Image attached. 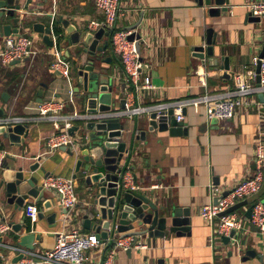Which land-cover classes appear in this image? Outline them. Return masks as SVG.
I'll use <instances>...</instances> for the list:
<instances>
[{
	"label": "crops",
	"instance_id": "1",
	"mask_svg": "<svg viewBox=\"0 0 264 264\" xmlns=\"http://www.w3.org/2000/svg\"><path fill=\"white\" fill-rule=\"evenodd\" d=\"M228 1L225 4L228 5V11L212 17L209 14L212 5L210 0H204L202 5L197 0H122L126 13L118 25L128 29L142 18L136 27L141 35L140 53L142 59L149 62L150 76L157 87L151 92L141 93L137 97L139 104L197 97L206 92L222 93L244 79L247 69L253 67L252 57L259 54L264 46V17L260 22L247 21L249 12L246 5L251 0ZM20 14L29 19L21 34L29 32L32 35L30 37L36 39L40 52L35 59H29L26 70L22 66L3 63L0 57V106L7 105L2 95L8 93V114L31 118L28 123L30 132L21 145L12 144L0 134V150L6 151L4 161L14 171L20 165L27 166L41 159V167L49 171L51 176L74 178L77 158L62 148L48 150L47 138L57 130L50 121L40 118L34 106L38 102L37 91L45 84L43 101L52 97L63 99L66 103L63 114L85 112L81 97L75 90L78 86L82 88L77 70L85 63L86 56L78 59L80 47L69 41L59 19H68L82 29L89 28L92 21L103 19V15L97 9L95 0H33L27 8L20 10ZM36 22L45 23L47 27H58L62 34L60 42L54 46L47 45L42 36L32 29ZM6 23V19H0V51L4 46L3 38L7 36L3 29ZM208 27H214L216 43L213 57L204 64L194 55L193 48L202 44ZM56 35L54 31V38ZM53 50L61 51L70 63L69 77L52 71L51 63L55 58ZM224 57L229 58L228 71L221 69L224 63L221 59ZM107 58H112V61H97V69L110 79L119 95L118 99L124 97L128 89L129 98L134 102L135 98L131 95L133 90L127 82L120 55L110 47L102 56V59ZM215 58L219 59L217 66L213 64ZM208 61H212V64ZM198 69L206 72L205 83L200 81ZM224 73L230 76L227 78ZM116 105L119 106V100ZM261 110L264 112V109ZM259 111L257 106L251 104L237 108L230 119L207 120L205 105L193 104L185 113L184 123L189 128L188 135L171 136L168 131H148L147 140L136 143L127 167L132 169L141 187L138 191L151 196L158 203L190 208L192 233L190 236L168 234L165 238L153 239L143 236L147 248L133 249L131 253L119 250L114 264H153L158 259H164L165 264H264V237L257 230L251 228L243 234L242 254L232 251V255H229V248H224L227 256L218 257L210 244L213 227L200 216L201 207L212 201L209 183H216L218 179V185L223 189H231L242 179L254 174L255 150L261 138L260 131H264V118L260 117ZM137 117H128L129 128L132 129L136 123L140 128L148 125L147 115L139 116L145 118L144 125L139 123ZM84 177L80 172L74 178L79 203L69 220L64 221V208L56 191L46 194L54 201L49 210L31 196L21 210L8 206L9 209L3 212L7 218L0 222L11 225L26 218L31 223L25 214L28 204H36L45 216L31 223L28 230L16 232L11 226L1 240L11 246H18L21 235L36 231L42 238L40 241L35 240V251H44L54 245L56 233L79 224L83 227V215L93 207ZM259 199L264 200L263 189L249 199L248 205L237 211L245 215L248 207ZM53 212L57 213L55 225H51L47 219ZM249 249L262 254V258L256 255L242 260ZM106 250V247H100L91 251L85 264H100ZM0 253L4 255L3 263L13 262L18 256L15 251L3 247H0ZM145 257L148 258L147 262L144 261Z\"/></svg>",
	"mask_w": 264,
	"mask_h": 264
},
{
	"label": "water",
	"instance_id": "2",
	"mask_svg": "<svg viewBox=\"0 0 264 264\" xmlns=\"http://www.w3.org/2000/svg\"><path fill=\"white\" fill-rule=\"evenodd\" d=\"M201 5L204 0H197ZM209 14L212 17L220 16L221 12L228 11V0H210ZM33 0H0V19H6L8 23L4 24V34H21L24 25L29 23V19L20 14L22 8H27ZM65 28L69 41L75 46L80 47V57L86 56L85 63L77 70L78 80L81 87H76L79 97L84 105V110L91 113L103 112H120L126 109L127 98L124 95L118 99L119 95L114 86L110 83V79L96 67L97 61L110 62L112 58L102 59L105 51L111 45L109 38L112 36V30L100 28L97 31L89 28H78L68 19H59ZM142 18L130 28H136L140 25ZM247 21L260 22L261 17L248 14ZM33 31L42 36L43 41L54 46L56 42H60L62 34H58V27L49 26L45 23L36 22L32 25ZM56 31L57 35L54 38L53 34ZM216 31L214 27H208L203 36L201 45L194 47V55L201 59L204 64L206 60L213 57L214 45L216 43ZM24 36H32L29 32L23 33ZM106 37L101 43L102 40ZM129 40L137 39L136 46L138 51L141 50V35L133 33ZM69 54V51H66ZM264 55V46L260 52V56ZM224 63L221 66L222 70H230L229 58L221 59ZM20 60L13 61L15 65ZM212 64V61H208ZM215 66L219 64V59L215 58L213 63ZM260 71V64L257 66V72ZM227 78L230 76L228 73ZM107 78V79H106ZM260 81V77H257ZM46 85L43 84L37 91V101L42 102L44 99ZM7 105L0 106V117L9 116V95L4 92L2 95ZM261 101H264V95L259 94ZM119 100V106L116 105ZM99 103V106H98ZM186 113V109L184 111ZM80 124H74L68 131L70 134L78 133L82 136V148L75 153L67 146L61 148L66 150L70 156H75V175L82 172L85 175V184L92 197L93 207L89 209L82 219L85 230L93 229L97 231L98 237L106 240L109 236V231L112 233H120L122 237L134 236L135 239L143 236L149 238H165L168 234H176L177 236H190L192 233V218L191 211L188 207H180L175 205L162 204L154 201L151 196L145 193H140L137 190H126L123 188L122 178L126 170L127 163L130 162L136 143L138 141L147 140L148 131L150 132H165L168 131L171 136L188 135L189 128L185 123L177 122L173 116V110L168 112L162 111L160 114L154 111L150 115L148 125L140 128L138 123L129 128L127 121L128 116L118 114L116 116L104 117L100 119H80ZM30 127L28 123H17L14 125H0V134L9 139L12 144L21 145L29 136ZM14 160V159H13ZM41 159L28 164L27 166L20 165L17 171L10 168L9 164L4 161L0 167V220H6L3 212L9 209L8 206H13L15 210L24 208L26 202L32 196L36 202L44 204V209L49 210L53 207L54 201L48 198L46 194L55 189H47L44 180L51 174L44 167H41ZM256 166V165H255ZM43 180V181H42ZM218 179L216 184H218ZM228 191H225L226 195ZM221 197H217L215 202H218ZM249 200L245 199L234 206L228 208L224 213L234 211L242 206L248 205ZM253 205H250L245 213L246 217L252 215ZM64 212L67 210L64 209ZM223 214V213H222ZM45 216L44 211L39 212V218ZM57 213H51L47 219L51 225L56 224ZM31 223L26 218H23L19 223H11L12 228L19 232L22 229L28 230ZM251 228L256 231L258 228L251 225ZM234 231L232 232V235ZM40 233L36 231L26 232L21 235L18 241L19 246H23L30 250H35V240H41ZM225 244H228L229 237H223ZM110 244V242L108 243ZM132 248L128 249V253L132 252ZM232 255V251H229ZM262 258L254 249H249L242 260H247L253 256ZM22 258V254L16 256L12 261L15 262ZM3 258H0V262ZM147 262L148 258L145 257ZM147 264V263H146ZM153 264H165L164 259H158Z\"/></svg>",
	"mask_w": 264,
	"mask_h": 264
},
{
	"label": "built area",
	"instance_id": "3",
	"mask_svg": "<svg viewBox=\"0 0 264 264\" xmlns=\"http://www.w3.org/2000/svg\"><path fill=\"white\" fill-rule=\"evenodd\" d=\"M47 1V0H36ZM97 9L102 13L103 19L92 21L89 29L97 31L100 28L112 30V47L120 55L123 70L127 77V82L132 87L129 98V91L126 89L127 98L126 109L120 112L91 113L85 110L83 113L63 114L66 103L60 98H49L42 102H37L34 109L38 112L40 118L50 121L57 132L47 138V147L49 151L60 149L67 146L75 153L82 148L83 138L78 133L70 134L69 129L79 122L80 119H100L104 117L116 116L118 114L126 115L130 118L150 115L156 111L160 114L162 111L173 110V116L177 122H185V109L193 104H204L206 107L207 120L214 118L230 119L234 116L239 107H248L253 104L260 109V117L264 118V101L259 100V94L264 95V55L260 53L252 57L253 67L247 69L244 79L239 81L236 86L222 93L211 94L206 92L197 97L180 98L173 101H160L154 104L142 105L137 101V97L145 91H153L157 87L150 76V64L141 57L136 42L137 39L129 40V36L137 33L136 28H120L118 23L125 16V10L122 6V0H95ZM249 14L252 16L264 17V0H251L247 3ZM4 46L0 51V57L5 64H11L13 61L26 58L35 59L40 49L36 39L22 34H10L4 38ZM141 39V38H140ZM141 41V40H140ZM55 56L51 63V69L54 73L64 77L70 76V63L59 50H53ZM260 64V71L257 72V66ZM197 74L202 83L206 81V72L197 70ZM260 81H257V77ZM31 118L24 116L9 115L0 117V125H14L17 123H30ZM260 141L256 146L254 162L255 172L252 176L239 181L231 189H223L216 183H209L208 191L212 201L205 204L200 209V216L213 227V234L210 237V244L214 254L218 257L227 256L224 248L227 245L232 247V251L239 254L243 253L242 238L246 230L251 229V225L257 227V232L264 237V200L259 199L254 202L252 215L250 218L240 214L237 210L224 213L228 208L236 203L250 199L253 195L259 193L263 188L264 182V131H260ZM6 156L5 150H0V167ZM45 187L49 190L55 189L60 196V202L64 209V221L69 220L70 214L79 203L78 193L76 192V183L72 177L49 176L44 180ZM123 188L126 190H140L131 168L127 167L122 178ZM225 191H228L224 195ZM217 197H221L215 202ZM25 214L35 223L39 218V208L36 204H28L25 207ZM223 213V214H222ZM11 229L7 222H0V247L15 251L22 258L15 262H0V264H85L90 257V252L97 248L104 249L108 243L112 244L109 250L103 254L100 264H114L115 256L119 250L145 249L147 244L142 237L135 239L134 236L122 237L117 233L109 231L106 240L98 237L97 231L85 230L80 224L72 227L70 230H62L56 233L54 245L44 251H35L23 246H11L6 244L1 237ZM234 234L232 235V232ZM229 237L228 244H225L223 237ZM0 258H4L0 253Z\"/></svg>",
	"mask_w": 264,
	"mask_h": 264
},
{
	"label": "rangeland",
	"instance_id": "4",
	"mask_svg": "<svg viewBox=\"0 0 264 264\" xmlns=\"http://www.w3.org/2000/svg\"><path fill=\"white\" fill-rule=\"evenodd\" d=\"M40 42H38V44H39ZM28 62H29V59L28 58H26V59H24V60H22L21 62H19V63H17V64H15V65H18V66H22L23 67V69L24 70H26L27 69V64H28ZM139 117V116H138ZM137 117V119L139 120V123L141 122L142 123V125H144L145 124V118L144 117H139L138 118ZM227 248H229V250L228 251H232V247H230L229 245H227Z\"/></svg>",
	"mask_w": 264,
	"mask_h": 264
},
{
	"label": "trees",
	"instance_id": "5",
	"mask_svg": "<svg viewBox=\"0 0 264 264\" xmlns=\"http://www.w3.org/2000/svg\"><path fill=\"white\" fill-rule=\"evenodd\" d=\"M57 33L59 34L60 30H58ZM262 189L264 190V182H263V188ZM111 247H112V244L110 243L107 245L106 249L109 250Z\"/></svg>",
	"mask_w": 264,
	"mask_h": 264
},
{
	"label": "flooded vegetation",
	"instance_id": "6",
	"mask_svg": "<svg viewBox=\"0 0 264 264\" xmlns=\"http://www.w3.org/2000/svg\"><path fill=\"white\" fill-rule=\"evenodd\" d=\"M112 34V33H111ZM107 39V38H106ZM109 40H111V45H112V36L109 38Z\"/></svg>",
	"mask_w": 264,
	"mask_h": 264
}]
</instances>
